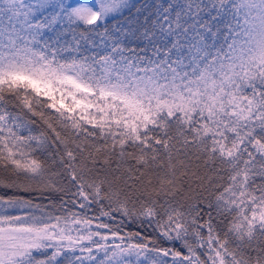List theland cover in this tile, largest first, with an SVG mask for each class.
Returning a JSON list of instances; mask_svg holds the SVG:
<instances>
[{
    "label": "snow or ice",
    "instance_id": "1",
    "mask_svg": "<svg viewBox=\"0 0 264 264\" xmlns=\"http://www.w3.org/2000/svg\"><path fill=\"white\" fill-rule=\"evenodd\" d=\"M0 190V264H264V0H0Z\"/></svg>",
    "mask_w": 264,
    "mask_h": 264
},
{
    "label": "trees",
    "instance_id": "2",
    "mask_svg": "<svg viewBox=\"0 0 264 264\" xmlns=\"http://www.w3.org/2000/svg\"><path fill=\"white\" fill-rule=\"evenodd\" d=\"M134 2H139V0H134ZM67 39L71 40V37L69 36V37H67ZM95 39H96L97 44H99L100 43L99 37H96ZM109 45H110V42H109ZM144 46H145V43L144 42L140 43V47H144ZM95 50H97V51H103V49H100V48H97ZM144 54L145 53H141V55H144ZM147 55H151V52L149 51L147 53ZM37 123L39 124L38 118H37ZM0 194H3L2 190H0ZM59 195H61V194H58V196ZM67 198L68 197H65V199H67ZM35 202L36 203H44V204H47L48 203V200L47 199H43V200L38 199ZM49 210H51V209H49ZM136 228H137V226L135 224H131V225H128L127 227H124V231H132V230H136Z\"/></svg>",
    "mask_w": 264,
    "mask_h": 264
},
{
    "label": "rangeland",
    "instance_id": "3",
    "mask_svg": "<svg viewBox=\"0 0 264 264\" xmlns=\"http://www.w3.org/2000/svg\"><path fill=\"white\" fill-rule=\"evenodd\" d=\"M69 2H73V0H70ZM15 214H19L18 212H16Z\"/></svg>",
    "mask_w": 264,
    "mask_h": 264
}]
</instances>
